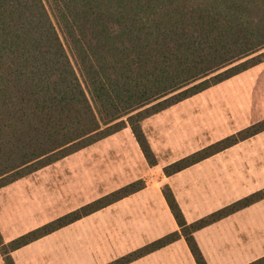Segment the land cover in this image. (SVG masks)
Returning a JSON list of instances; mask_svg holds the SVG:
<instances>
[{"label":"trees","instance_id":"1","mask_svg":"<svg viewBox=\"0 0 264 264\" xmlns=\"http://www.w3.org/2000/svg\"><path fill=\"white\" fill-rule=\"evenodd\" d=\"M264 62V0H0V188L125 127L156 164L141 122ZM264 130V119L163 167L170 176ZM145 186L139 179L8 242L0 257ZM107 264L194 232L264 198V190ZM247 264H264V256Z\"/></svg>","mask_w":264,"mask_h":264},{"label":"rangeland","instance_id":"2","mask_svg":"<svg viewBox=\"0 0 264 264\" xmlns=\"http://www.w3.org/2000/svg\"><path fill=\"white\" fill-rule=\"evenodd\" d=\"M190 98L167 113L142 122L143 133L160 169L264 119V62ZM126 128V131L111 134L0 188V234L3 242L137 181L133 174L140 168L142 170L146 163L141 159L144 155L130 128ZM123 182L124 185H117ZM172 186L177 192L176 197L173 194L175 201L184 219H188L187 223L264 190V130L204 158L198 166L176 178ZM152 201L141 202L139 199L124 206L134 210L132 207H142L146 203L143 207L153 208L154 213L141 216V230L132 232L138 235L124 243L121 250L114 247L115 251H120L112 258L108 257L112 254L110 250H102L106 246L89 245L87 242L86 248L78 249L72 244L75 236L66 230L40 239L32 246H28L31 242L26 244L28 247L19 255L21 263L18 262V254L13 256L10 253V256L14 264H26L25 259L27 264H107L152 242H142L143 236H153L171 226L164 204L156 200L147 203ZM249 206L256 208L251 214L258 224L253 233L256 241L248 247L236 244L240 238L236 234L237 228L245 222L242 216L215 221L209 237L216 243V251L212 255L217 262L211 264H247L264 256V198ZM169 213L172 214L170 208ZM90 214L65 226L82 220L74 228H93L104 222L106 217L103 214L88 216ZM78 235L89 237L91 244L97 241L94 231L86 230L82 234L76 233ZM66 239L72 241L69 246L62 247L60 243ZM0 251L3 252V248ZM120 252L127 253L120 256ZM255 256L256 259L246 261ZM1 258L0 264H5ZM139 258L126 264L166 263L164 259L159 262L156 257Z\"/></svg>","mask_w":264,"mask_h":264},{"label":"crops","instance_id":"3","mask_svg":"<svg viewBox=\"0 0 264 264\" xmlns=\"http://www.w3.org/2000/svg\"><path fill=\"white\" fill-rule=\"evenodd\" d=\"M189 99H191V98L189 97ZM189 99H185V100H183V101H181V102H179V103H177V104H175V105H173V106H171V107H169V108H167V109H165V110H163L157 114H154L150 117H153L155 115L161 116V114L167 113L172 108L184 103L185 101H189ZM148 118H146V119H148ZM146 119H144V120H146ZM142 122H141V127H142ZM126 129L127 128L125 127V129L123 128L118 132L126 131ZM118 132H116V133H118ZM116 133H114V134H116ZM141 159L146 164L143 166L142 170L140 168L137 172H135V174H133V176H135L134 178H138V180L139 179L144 180L145 186L143 188H141L140 190H137L136 192H133V193L129 194L128 196H125V197L109 204L108 206L88 215V216H92V215L97 216V214L106 215L104 222L103 221L100 222V224H97L93 228H86V229L74 228L75 225L80 224L82 222V220H81V221L72 223L68 226L61 227V228H59V229H57V230H55V231H53V232H51L45 236L39 238L38 240L33 241V243L31 242V244H29L28 246L34 245V243H36L40 239L49 238V235L55 234L59 231L61 232V231L66 230L68 232L71 231L70 235L73 234L75 236V238H73L74 243H72V244L74 246H76L78 249L82 250V249L86 248L88 243H89V245H94V246L95 245L101 246V247L106 246L105 248H102V250H104L106 248H107V250H110L112 252V254H110L108 257L112 258L115 256L116 253H118V251H120L125 246L124 243H126L128 240H133L134 235H136L137 233H132V232H134V231L137 232V231L141 230V227L139 225V223H140L139 221H141V216L153 215V213H154L153 208L151 209V208H147V207L144 208L143 207L146 203H144L142 207L141 206L132 207L134 210H130L129 208L124 207V206H127L129 204L136 203V201H138L139 199H141V202H146V201H151V200L155 201L156 200L158 203L164 204L163 209L165 210V213L171 222V226L169 228H167V230L161 231L157 234H154L153 236H147V237L143 236V238L141 239L142 242H144V243L150 242V241H153V240L163 236L164 234H166L168 232L179 230V227H178L176 221L173 219L172 214L169 213L168 206L165 205V204H167V202H166V200L163 196V193H162V186L165 184L168 185L170 187L171 191L174 192L173 194H175V197H176L177 192L173 189V186H172L174 184V180L176 178H180L181 176L184 175L185 172L189 171L190 169L194 168L195 166H198L200 163H202L204 161V159L193 164V165H191V166H189V167H187V168H185V169H183V170H181V171H179V172H176L170 176H166L163 173V170L160 169V167H157L156 164L153 166H150L147 163L145 157H141ZM141 159H140V162H141ZM157 170H158V173L155 174L157 172ZM124 183L125 182H123L122 184H117V185L120 187V186L124 185ZM154 201L147 202V203L150 204V203H153ZM255 209L256 208H254V206H249V207L246 206V207H244L240 210H237V211L233 212L232 214H229L228 216H226V219L227 218L233 219L235 217L242 216L243 220L245 221L243 224L238 226L237 231H236L237 232L236 234H238L240 237L239 241L236 242V244H238L239 247H246V246L248 247L256 241V237L254 236L253 233L257 229L258 224H257V220L251 216V214H253V210H255ZM247 215L249 217H246ZM172 221H173V224H172ZM186 221L188 222V219ZM215 225L216 224L213 222V224L211 223V224L195 231L193 234L195 241H196L203 257L205 258V261L207 264H211V262H217L212 255V253L216 251V243L214 240H212L209 237V234L213 230L212 227ZM86 230L94 231L95 236L97 237V241H95L96 242L95 244L90 243L91 239L89 237H87V239H86L85 236L84 237L80 236V235L76 236V233L82 234ZM220 235L221 234L218 231L217 238L219 240H220ZM71 241H72V239L71 240L66 239L63 242H61L60 245L62 247H67V246H69ZM28 246L24 245V247L22 246V248L20 247V249L18 248V249L11 252L13 256L15 254H18V255H16L19 259L18 262L21 263V260L19 258L21 250L26 249V247H28ZM108 247H110V248H108ZM114 247H119L120 250L115 251ZM180 252H181V255H180ZM125 253H127V252H120L119 255L121 256ZM155 257L157 258V260L159 262L161 259H164L166 261L165 264H196L195 260L193 258V255L191 254L189 247H188V245H187V243L183 237H179L175 241L161 247L160 249H156L154 251H151L150 253L139 258L138 260H147L149 258H155ZM256 257L257 256H255L251 259H247L246 261L254 260V259H256ZM1 259L3 260V258H1ZM25 262H26V264L28 263L27 259H25ZM244 263H246V262H244Z\"/></svg>","mask_w":264,"mask_h":264}]
</instances>
